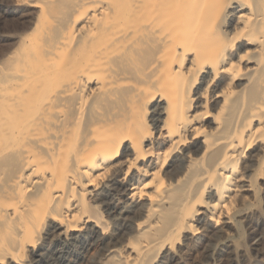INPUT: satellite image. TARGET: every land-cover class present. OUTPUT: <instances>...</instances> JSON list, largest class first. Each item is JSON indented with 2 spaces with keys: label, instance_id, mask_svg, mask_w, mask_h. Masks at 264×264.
I'll use <instances>...</instances> for the list:
<instances>
[{
  "label": "bare ground",
  "instance_id": "obj_1",
  "mask_svg": "<svg viewBox=\"0 0 264 264\" xmlns=\"http://www.w3.org/2000/svg\"><path fill=\"white\" fill-rule=\"evenodd\" d=\"M15 1L0 264H235L240 223L254 251L264 0Z\"/></svg>",
  "mask_w": 264,
  "mask_h": 264
},
{
  "label": "rangeland",
  "instance_id": "obj_2",
  "mask_svg": "<svg viewBox=\"0 0 264 264\" xmlns=\"http://www.w3.org/2000/svg\"><path fill=\"white\" fill-rule=\"evenodd\" d=\"M15 2H16L15 0H6V1L0 0V3L4 4L2 6L3 9L4 8L5 9L10 8V10H11V14L9 16L10 18L8 17L6 19H2L0 22V34H2V33L4 34L7 31L9 32V33L7 32L8 34H10L11 32L17 33L18 31L16 30L15 25H14L15 23H18V21H16V19L23 20L24 16L30 14L33 11L30 7L26 6L25 4H18L17 2H16L17 3L16 4ZM259 208L260 209L264 208V201L263 200L260 201ZM256 218H257V216H256ZM258 218H260V216H258ZM263 222H262V226H261L263 231L261 230V232H263L262 234L264 235V223ZM239 232H240V235L237 237V240L235 243L237 246L242 248V252L237 257L235 264H264V243H263L264 237L262 239L263 241L261 240L260 244H258L256 246L257 248L253 251V250H251V242L252 241L249 243L245 242L247 240V233L245 232V228H244L242 223H240ZM259 232H260V230H259Z\"/></svg>",
  "mask_w": 264,
  "mask_h": 264
}]
</instances>
